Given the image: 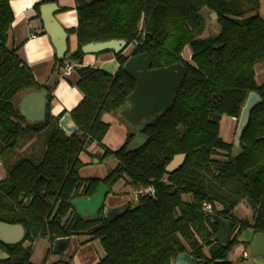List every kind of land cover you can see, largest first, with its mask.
<instances>
[{
    "label": "trees",
    "instance_id": "trees-1",
    "mask_svg": "<svg viewBox=\"0 0 264 264\" xmlns=\"http://www.w3.org/2000/svg\"><path fill=\"white\" fill-rule=\"evenodd\" d=\"M75 1L78 23L69 31L76 34L78 47L57 59L63 69L66 60L81 62L82 46L89 42L123 39L127 44L115 54V74L93 66L77 69L76 85L84 96L71 110L78 131L67 135L59 116L50 112L51 86L40 84L18 49L8 46L14 13L10 0H0V161L5 169L0 221L21 224L25 230L18 243L0 241V251L8 255L0 257V264H37L30 259L40 237L50 245L40 264H71L47 259L56 239L76 235L100 242L105 254L96 264H174L185 252L199 264H233L228 259L233 247L250 244L241 239L243 232H264V83H257L255 72V65L264 60L261 1ZM205 11L217 13L214 33L208 34ZM133 43L131 55H149L153 69L179 63L185 76L170 106L141 129L147 141L134 149L135 130L130 126L122 146L105 147L104 157H114L118 165L102 179H83L81 152L89 143L103 141L110 127L103 115L116 113L135 89V78L123 69L130 57L123 51ZM186 46L192 50L190 60L182 56ZM42 88L48 90L46 117L28 122L17 100ZM251 92L262 101L250 111L235 151L234 143L220 135V120L223 115L238 119ZM42 134L38 159L31 155L7 161L21 142ZM178 154H185L183 163L168 172ZM125 176L133 191L153 186L155 194L141 196L136 206L129 201L113 220L103 212L82 218L71 211L73 198L93 196L101 183L112 190ZM244 202L249 216L238 217L235 209ZM205 203L211 204L210 213ZM214 214L233 221L226 244L214 240L219 229Z\"/></svg>",
    "mask_w": 264,
    "mask_h": 264
},
{
    "label": "crops",
    "instance_id": "crops-1",
    "mask_svg": "<svg viewBox=\"0 0 264 264\" xmlns=\"http://www.w3.org/2000/svg\"><path fill=\"white\" fill-rule=\"evenodd\" d=\"M260 1V12L264 18V0ZM36 4H40L38 10L36 8ZM10 5L14 13V20L9 31L8 46L18 49L19 55L33 69L35 77L40 84H48L51 86L53 98L50 102V112L54 116H59V125L61 129L67 135L77 132L78 127L71 116V110L80 103L84 96L82 91L76 85L79 78L77 69L83 66H93L103 69L111 74H115L119 70V63L115 55L116 52L110 50L84 54L81 62L80 60L73 61L75 67L68 75H66L64 74L63 67L57 63V59L63 58L59 56V48L57 46L58 36H65L66 32L67 51L64 57H68L76 51L78 47L76 34L69 31V29L76 27L78 23L76 1L53 0L49 2H42V0H10ZM65 7L66 9H64ZM205 13L206 16L208 15L206 18L207 29L210 25V20H212L213 23H211V25L214 28L215 25H217V21L212 16V12L205 11ZM47 16H49V18L53 17L59 23L60 27L55 28L57 38H55L54 35H51L45 27L44 20ZM52 32L54 34V31ZM126 52L127 50L125 49L123 53L128 55ZM185 53L191 58L192 50L190 46L185 47ZM71 62L72 60L69 59L66 60L65 63L68 64ZM255 72L257 83L259 85L263 84L264 60L255 65ZM43 90L47 91V103L44 118L42 120H38V117L40 116V107L38 102L40 99L36 97L24 101V97L31 92H39ZM48 102V90L46 88H42L23 93L17 100V107L26 121L39 123L46 117ZM22 108L26 114L30 116V118L27 117ZM223 117H226L229 123V132L224 140L229 143H234L235 151H238L239 145L235 144V134L239 120L226 115H223L222 118ZM103 119L110 124L109 130L103 141L101 143H97L95 141L89 143L79 156L80 160L84 163V166L80 170V176L83 179H102L107 175L109 170L118 165V161L114 157H104L105 147L115 150L122 146L126 140L127 130L130 128V124L128 121L123 120V117H118L114 113H105L103 115ZM116 119H120L121 123H116ZM124 121H126V123ZM114 122L120 127H115L116 124L114 125ZM27 143H32V139H28ZM2 165L3 164L0 161V179L5 176V169L2 170ZM124 180L121 179L113 186L112 190H109L103 204H99L97 207L92 209V204L84 200L78 203L72 202L71 211L82 218H94L101 212L105 214V209L114 210L125 208L129 203V197L123 195L124 192H122V186L125 184ZM93 196H77L72 200L81 197L91 200ZM253 234L254 233L251 228L246 229L243 232L241 239L244 241H250ZM43 239L46 240V250L42 255V261L48 248L50 247L47 238ZM67 243L69 244L68 247L64 246L66 243H63L60 246L59 252L53 251V253L48 257L47 263L62 260L70 261L71 264H96L105 254L100 242L92 239L90 235H76L68 237ZM247 246L249 245H246L243 242L235 245L230 252L228 259L232 261L233 264H242L240 262V253L242 248ZM63 251L67 255H60ZM74 251H76L75 254ZM0 257L6 258L1 253Z\"/></svg>",
    "mask_w": 264,
    "mask_h": 264
},
{
    "label": "water",
    "instance_id": "water-1",
    "mask_svg": "<svg viewBox=\"0 0 264 264\" xmlns=\"http://www.w3.org/2000/svg\"><path fill=\"white\" fill-rule=\"evenodd\" d=\"M212 12V16L217 21V13ZM45 27L51 35L57 38L55 28L60 27L59 23L53 17H45ZM54 31V34L53 32ZM65 36H58V48L59 56L64 57L67 51V39ZM127 42L123 39H112L108 41H94L89 42L82 46V51L87 53H97L104 50H113L119 52L123 50ZM123 69L128 72L136 80L135 89L129 94L126 102L122 105L116 114L118 117H125L134 125L135 137L133 140L134 149L142 146L146 141L147 137L141 134V129L151 124L157 115L163 112L167 107L170 106L175 98V94L180 86L181 81L185 76V69L183 65L177 63L163 68H152V61L149 55L139 54L131 55L126 61ZM46 94L47 91H36L27 94L24 97V101L38 97L40 116L38 120H42L45 114L46 108ZM262 101L261 96L257 92H251L241 110L240 117L238 118V126L235 134V144L239 145V139L241 133L249 120L250 111L258 103ZM23 110V108H22ZM24 111V110H23ZM26 114V112L24 111ZM28 118L30 116L26 114ZM144 119V120H142ZM185 154H178L167 166V171L171 172L175 170L179 165L183 163ZM109 193V189L105 184H100L96 194L91 200L83 197L72 200L73 203L82 202L83 200L91 203V208L97 207L99 204H103L106 196ZM126 209H105V216L113 220L122 214ZM212 220L218 224L219 229L216 233L214 240L220 241L226 244L231 237V228L233 221L228 218H224L220 215L214 214ZM25 230L21 224H9L0 221V241L3 243L14 244L22 241L24 238ZM68 241V237H61L55 240L53 245V251L59 252L60 246ZM249 251L252 256L254 264H264V232H256L253 234L250 244ZM0 253L8 257L5 251ZM200 260L195 258L188 252L181 253L176 256L174 264H199Z\"/></svg>",
    "mask_w": 264,
    "mask_h": 264
},
{
    "label": "rangeland",
    "instance_id": "rangeland-1",
    "mask_svg": "<svg viewBox=\"0 0 264 264\" xmlns=\"http://www.w3.org/2000/svg\"><path fill=\"white\" fill-rule=\"evenodd\" d=\"M208 16V15H207ZM206 16V18H207ZM210 20V19H208ZM218 30V26L215 25V27L213 28V26L210 24L208 26V34L214 33L215 31ZM134 45V46H133ZM130 44L126 50V54H128L129 56H131L135 44L133 43ZM182 56L187 59L190 60V57L185 53V48L182 52ZM116 123H121L120 119H116ZM122 120V119H121ZM125 120V119H123ZM126 123V121H124ZM122 122V123H124ZM114 122V125L116 124ZM115 127H120L118 126V124L115 125ZM229 132V123L227 121L226 117L221 118L220 120V135L223 139H225L227 137V134ZM30 140L32 139V143H27V140H24L23 142H21V145L13 152H11L8 157H7V161L9 163H14L16 160H18L20 157L22 156H31L33 155L34 158H39L41 156L42 150L44 148V134L42 135H34L32 137L29 138ZM220 159H223V157H219ZM2 170L4 169L3 165H2ZM128 180V177L125 176L122 178V180ZM1 180V179H0ZM124 180V181H125ZM123 191L125 196L129 197V201L131 203L132 206H136L138 204V200L133 198V190L129 185L124 184L123 186ZM185 199L188 200L189 197L185 196ZM235 214L238 217H247L249 216V211H248V205L246 204V202H244L243 204L239 205L236 207L235 210ZM46 246V240H44L42 237L38 238L35 240V242L33 243V247H32V255H31V261L33 263H40L42 261V255L43 253H45V247ZM66 247L69 246V244L66 242V244L64 245ZM249 246H247L248 248ZM249 249V248H248ZM76 251H74L75 254ZM60 255H67L64 253V251L60 254ZM71 260V258H70ZM251 262H253V260L251 259Z\"/></svg>",
    "mask_w": 264,
    "mask_h": 264
},
{
    "label": "built area",
    "instance_id": "built-area-1",
    "mask_svg": "<svg viewBox=\"0 0 264 264\" xmlns=\"http://www.w3.org/2000/svg\"><path fill=\"white\" fill-rule=\"evenodd\" d=\"M144 32H142V35L144 36ZM75 67L74 63H68L64 67V74L68 75L72 69ZM155 194V188L153 186H148L142 189H138L133 191V198L138 200L143 195H154ZM204 210L207 213H210L212 211V206L209 203H205ZM252 256L250 254V251L247 247L242 248L240 253V262L242 264H254V262H251Z\"/></svg>",
    "mask_w": 264,
    "mask_h": 264
},
{
    "label": "flooded vegetation",
    "instance_id": "flooded-vegetation-1",
    "mask_svg": "<svg viewBox=\"0 0 264 264\" xmlns=\"http://www.w3.org/2000/svg\"><path fill=\"white\" fill-rule=\"evenodd\" d=\"M211 23H213L212 20H210V24H211ZM123 118H124L126 121H128L125 117H123ZM142 120H144V119H142ZM128 123L130 124V126H133V128H134V125H133L130 121H128Z\"/></svg>",
    "mask_w": 264,
    "mask_h": 264
}]
</instances>
